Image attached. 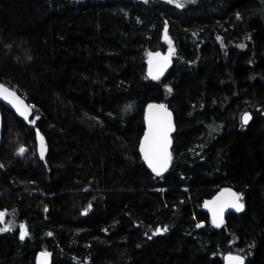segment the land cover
<instances>
[{"label":"trees","instance_id":"16d2710c","mask_svg":"<svg viewBox=\"0 0 264 264\" xmlns=\"http://www.w3.org/2000/svg\"><path fill=\"white\" fill-rule=\"evenodd\" d=\"M0 85L35 106L0 101V264H264V0H0ZM152 103L176 120L161 177L139 150ZM226 189L244 208L216 227Z\"/></svg>","mask_w":264,"mask_h":264},{"label":"snow or ice","instance_id":"6c2138e0","mask_svg":"<svg viewBox=\"0 0 264 264\" xmlns=\"http://www.w3.org/2000/svg\"><path fill=\"white\" fill-rule=\"evenodd\" d=\"M147 2V0H145ZM169 3H175L177 7L183 8L184 4L180 2V0H168ZM195 2V0H192ZM237 18H239V13H237ZM165 39L169 40L171 43L170 38L167 34V29H165ZM240 47H245V45H240ZM155 58L158 60V66L153 70L152 67L149 68V74L152 76L153 79H159L160 75L170 63L171 59V52L168 56H161L160 53H155ZM149 65L153 64V53H149ZM169 91L171 88L169 87ZM0 97H3L4 100L8 101L10 104L15 107L16 111L20 114V116L28 119V116L31 114V109L34 108V105H26L24 102L16 95V93L3 85H0ZM130 107V106H129ZM148 117H147V130L143 134V140L139 145V150L143 154L144 161L147 162L149 168L152 169L156 175H161L163 172L167 171L169 164L171 163V153L169 152V146L171 144L170 133L174 130V125L172 122V113L168 111L167 107L163 104L148 105ZM155 110V111H154ZM251 118L250 113L245 112L241 119L243 125H246ZM39 119V117H36ZM30 123H35V120L30 121ZM242 125V126H243ZM36 135L40 139V155L43 158L44 153L46 151V146L44 144V137L40 134L39 129L36 131ZM26 151L24 147L19 149V154H23ZM3 167V165H0ZM242 193H231L232 199L229 201L223 202H214L217 203V207H214L212 223L216 227H220L223 223V212L225 208L231 207L234 208L236 211H241L244 208V204L241 202L242 200ZM91 208V204L88 206ZM87 213V209H85V214ZM4 213L0 212V220L3 219ZM200 227V224L196 225ZM20 231V238L23 240L27 233V228L25 225H21ZM10 228H0V231H7ZM160 231H167V228L164 229H157V232ZM48 235H52V233H48ZM151 238V237H149ZM50 253L42 252L41 257L44 259L41 261V264H47V258L50 256ZM227 264H245V257L241 255H234L229 253L227 256Z\"/></svg>","mask_w":264,"mask_h":264},{"label":"water","instance_id":"95a60500","mask_svg":"<svg viewBox=\"0 0 264 264\" xmlns=\"http://www.w3.org/2000/svg\"><path fill=\"white\" fill-rule=\"evenodd\" d=\"M158 63H159L158 60H157L156 58H154V59H153V64H152L151 66L149 65V68L152 67L153 70L155 71V69H156L157 66H158ZM172 66H173V60L170 59V63H169V64L167 65V67L164 69V71L162 72V74L160 75L159 78H163V77L167 76V75L170 73V71H171V69H172ZM148 73H149V70H148ZM149 77H150L151 79H153L152 76H151L150 74H149ZM16 95H17V94H16ZM17 96H18V95H17ZM18 97H19V96H18ZM19 98H20V97H19ZM20 99L23 101L22 98H20ZM0 101L4 103V106H5L8 110H10V111H12L14 114L20 116V114L16 111L15 107H13V105L10 104L8 101L4 100L3 97H0ZM23 102H24V101H23ZM152 104H154V105H160V104H163V105H165V106L167 107L168 111L172 113V122H173V125H174V130L170 133L171 144H170V146H169V152L171 153V156H172L173 136H174L175 131H176V120H175L174 113H173V111L170 109V107H169L166 103H152ZM154 111H155V110H154ZM148 112H149V110H148V107H147V109H146V114H145V131L147 130V117H148ZM250 115H251V113H250ZM251 120H252V115H251V118L249 119L248 123H247L246 125H244V126H248L249 123L251 122ZM242 123H243V122H242ZM3 137H4V119H3L2 114L0 113V149H1V146H2V142H3ZM37 140H38V153H39V155H40V144H41V142H40V139H39L38 136H37ZM142 140H143V138H142ZM142 140H141V142H142ZM44 144H45V146H46V151H45V153H44V156H46V154H47V152H48V148H47V144H46V141H45V140H44ZM40 156H41V155H40ZM44 156H43V157H44ZM140 156H141V159H142V163H143V164H144V165H145V166H146L151 172H153L152 169L148 167L147 162L144 161V159H143V154H142L141 152H140ZM170 166H171V163L169 164L167 171L163 172L161 175H159V177L165 175V174L169 171ZM153 173H154V172H153ZM154 174L156 175V173H154ZM156 176H158V175H156ZM233 192L238 193V192L235 191L234 189H226V190H223L222 192L219 193V195H218L214 200H212V201L208 204L207 210H208V212L210 213V215H211L212 217H213V212H212V210H213L214 207H217V203H214V202H218V199H219V202H223V201H229V200H231V199H232V197H231V193H233ZM234 212H237L234 208H231V207L225 208V210H224V212H223V220H224L229 214L234 213ZM227 256H228V255H227ZM227 256H226L225 259H224V264H227ZM245 264H248V261L246 260V258H245Z\"/></svg>","mask_w":264,"mask_h":264},{"label":"rangeland","instance_id":"374dc122","mask_svg":"<svg viewBox=\"0 0 264 264\" xmlns=\"http://www.w3.org/2000/svg\"><path fill=\"white\" fill-rule=\"evenodd\" d=\"M190 1H192V0H180V2L183 3L184 5L187 4ZM173 4H175V3H173ZM167 45H168L167 52L165 54H161V53L160 54H161V56H168L170 54V52H171V59H173L174 58V49H173V46L169 42H167ZM154 58H155V55L153 54L152 59H154ZM12 225H13V222H11L10 219H7L6 218V215H4L3 219L0 220V228H6V227H8V228L12 229ZM0 232H3V231H0ZM43 259H44L43 257L40 259V264H41V261ZM47 264H48V261H47Z\"/></svg>","mask_w":264,"mask_h":264}]
</instances>
